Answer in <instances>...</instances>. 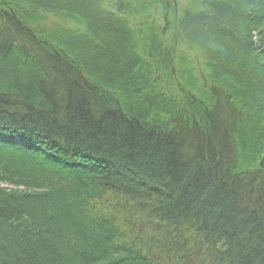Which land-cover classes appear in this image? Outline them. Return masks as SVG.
Here are the masks:
<instances>
[{
    "label": "trees",
    "instance_id": "1",
    "mask_svg": "<svg viewBox=\"0 0 264 264\" xmlns=\"http://www.w3.org/2000/svg\"><path fill=\"white\" fill-rule=\"evenodd\" d=\"M120 1V6L125 5L124 0ZM161 1L165 6L172 8L168 0ZM205 1L200 0L197 8L191 6L178 14L170 11L173 13L171 16L169 12L168 16L167 14L161 15L163 11L160 10L155 12V15H161L166 19L168 17L167 20L173 18L177 30L170 29L169 36L179 33L180 37V40H165L164 55L161 56L158 51L154 54L156 60L159 61L160 69H163L160 75L162 80H170L169 83H173L174 80H209L204 95L198 94L200 91L197 92L194 88L195 96L192 98L186 95L185 90H182V93L179 91L164 92L160 78L147 81L151 82V86L144 87V89L151 87V92L160 93L159 97H154L152 101L158 103L159 107L153 111V108L146 105L144 107V104L139 106L141 109L143 107L145 114L150 112L148 115L156 119L162 115V118H165H161L162 121L172 120L166 121L161 128L168 130L167 133L172 134L173 132L174 136L169 133L170 140H167L166 136L163 137L166 140H162L164 145L161 146L162 143L158 140L164 131L152 126L151 121L145 126L142 125L144 128L141 133H138L135 125L127 123L125 119L121 121L119 117L116 123L108 125L116 114L114 112L105 113L104 117L109 120L105 124L98 117L97 112L88 105V102H82V99L76 96L82 90L74 82L66 81L75 85L71 91L59 94V89L54 90L53 94H56V97L51 92H47L43 85L45 80H53L56 77L57 80H65L60 76V68H55L58 64L56 62L59 61L62 68L68 72L74 70L78 75L79 80H75L77 84H80V80L85 82L87 88L93 93L89 97L96 95L98 81L94 82L88 73L94 72L93 67L99 62L97 60L100 58L103 65L108 66L109 69L114 68V71L111 70L112 74H116L117 69L118 72L120 71L117 68L118 53L112 48L100 45L98 40L110 39V36L114 35L115 38L119 37V41L125 42L128 36H124L121 25L128 28L130 35H133L135 30L131 28L121 11L118 14L102 5L103 8L100 7L98 11L100 15H97L93 13L95 10L92 4L95 5V3L90 2L88 5L79 0H0V22L2 23L1 20H3L6 24L0 30V80L20 79L18 86L28 84L34 87L35 85L33 90L27 91L30 94L26 93L27 96L40 98L32 103L55 104L51 105L53 106L52 111L46 112L51 114L50 118L42 114L37 118L42 121L27 126L28 129L26 128L25 132L21 131L19 138L23 139L25 144L18 143L29 148L33 137L47 135L51 131L55 132V129L63 132L60 136H51V143L41 144L38 147L31 146L34 156L35 153L37 155L34 161L5 168L6 173L12 168H17L20 173L22 169H27L28 165L36 169H39V166L43 167L45 174H53L57 166H60L61 170L60 173L54 174L58 189L53 190L52 184L47 183L50 186L47 193L49 195L52 191L55 193L50 202L44 198L6 200L0 190V264H79L80 262H75L72 258H81V261L87 262L88 260L83 256L89 259L95 258L97 263L101 261L98 264H113V261L118 264L185 263L181 257L184 248L180 250V247L176 246L174 241L169 239L170 236H166L165 233L171 228L173 232H176L177 227L184 226L192 231L190 232L192 236H198V233L192 229V226L198 225V221H194L191 217L203 216L206 221L213 217V211L205 209L203 197L194 198L195 201L197 200V205L193 202L191 205L189 200L195 196L194 191L191 190L192 186L198 187L197 183L201 184L204 191V184L209 187L212 180H200V172L207 171V168L201 164L205 160L202 144L210 145L219 136L216 135L217 132L214 131L213 126L203 121L204 119L214 121V125L220 128L234 126L237 129L234 133L245 138L242 145L248 147V150L243 151L244 162H238L241 168L233 169L232 164L237 160L226 162L230 150L226 141H230L231 146L236 141L230 136L226 138V141H222L225 143L219 151L213 148L214 155H218L215 161L205 163L212 165L213 170H208L212 174L221 175V180L224 182V187L221 189L222 196L215 205L218 211L221 210L214 216L215 230L209 225L206 228V236L215 233L216 236H220L223 243L219 242L216 245L220 250L217 254H204L199 263L264 264V0H233L234 2L230 0L223 6L227 5L232 8L231 4L237 2L241 5L237 7L239 11L234 16L223 15L220 11L213 13L211 7L213 3ZM249 2L251 5L247 4ZM247 5L251 10L245 11ZM39 10L67 14L72 17L70 20L78 22L79 25L70 29L59 26L60 24L45 25L44 18L39 14L36 15V11ZM60 10H63L62 13ZM10 13H15L17 17L9 15ZM167 20H165L166 23ZM224 25L226 26L223 28ZM209 26L211 29L208 31ZM219 28L222 30L219 31ZM120 31H122L121 34ZM94 32L101 39L96 37ZM184 32L189 36L188 38L184 37ZM161 33L162 31L157 35ZM254 35H256L259 47H256L252 41ZM10 36L13 37V42ZM3 37H8L9 39H6L12 44L3 41ZM30 46L35 51L32 57H28L25 53ZM90 51L95 58L90 59ZM43 65L50 66L49 74L45 73ZM166 66L171 71V75H168ZM121 70L122 76L130 75L129 68ZM80 74L84 77H80ZM244 77L246 80L242 79ZM8 81L5 87H8L10 91L15 89L8 86L10 84ZM233 81H237L238 85ZM120 83L126 91V93L122 92L123 100L128 94L138 95L137 87H134L137 86L135 81L120 80ZM106 85L111 87L109 84ZM196 89L202 90L203 87ZM241 89L245 91L242 92ZM186 90L189 92L188 89ZM95 97L103 102L101 96L96 95ZM72 98H78L76 102H70L77 112L65 108L66 99ZM172 98H175L174 102ZM29 100H31L30 97ZM127 101L131 102L125 100ZM177 101H181V105ZM103 103L105 105L106 102ZM181 106H191V109L187 108V112L179 111L185 108ZM29 107L26 101L13 103L10 108L2 105L0 126L9 128L11 126L7 124L12 121L21 125L17 119L27 118ZM100 108L104 107L101 105ZM243 110L247 115L242 112ZM125 111L133 113L134 110L125 106ZM179 119H184L186 124H194L199 128L204 124L202 127L207 131L206 134L211 133L214 136L213 140L210 139L209 142L206 138L201 139L195 136L189 130L190 126H187V130L183 129L182 125L185 123L180 122ZM43 126L45 129L42 128ZM250 126H253V131ZM220 128H218L219 131ZM11 131L15 132L16 129L12 128ZM153 131L155 134L152 133ZM201 131L204 133L203 130ZM245 132L248 133L247 136ZM145 134L146 137L153 135L159 143L152 144L151 139L147 140L144 137ZM177 136L185 141L175 140ZM196 138L200 141V147L199 154L194 155L200 164H190V169L194 168V170L185 169L193 173L189 179L199 180L188 186L190 195L186 196L188 197L186 203L191 209L186 211L187 208L183 204L185 198H178L181 190L188 188L184 184L187 179L186 171L182 173L183 176H179L182 180L176 181L174 187L170 188L167 185L168 182L176 179H172L173 173L164 167L165 161L179 162L181 164H172L182 165L180 161L182 159L168 158L171 156L168 155L166 146L173 145L182 149L186 142H196L194 141ZM85 144L92 148L84 149ZM52 145L55 149H52ZM191 149L192 147L186 148L185 145L183 153L189 150L186 156H191ZM91 155L98 157L101 161L98 162L95 157L91 158ZM42 158L52 161L49 162L48 167L42 165ZM73 158L77 159L72 162ZM69 160L71 162L68 164ZM89 160H91L90 163ZM157 164L162 167L153 170ZM50 165H53L54 169ZM0 175L5 177L6 174L1 172ZM121 175H127L133 179L122 185L119 182ZM249 185L256 194L252 199H248L246 195V192L248 193L251 189H247ZM83 191L91 194L93 198L84 196ZM40 194H43V191H40ZM170 199L171 202L166 201ZM199 207H202L201 213L192 211ZM60 210L61 213H58ZM152 210H154L153 215L145 214L146 212L151 213ZM5 212L13 214L17 212L19 219L16 222L14 219L5 220ZM147 221L148 223H144ZM103 222L105 224L101 225ZM164 222H167V226ZM49 225V230L43 231L44 227ZM250 231L256 234L253 233L252 239L247 240L250 238ZM258 236H261V240ZM191 242L195 241L191 240ZM236 243L239 246L242 245L239 247V252L230 248ZM104 245L106 248L102 250L100 247ZM247 250L248 255L243 256ZM113 252H117L118 255ZM82 253H84L83 256ZM113 255L116 256L115 260ZM151 255L155 256L152 258ZM108 256L113 261L108 260L106 258ZM232 260H237V262H232Z\"/></svg>",
    "mask_w": 264,
    "mask_h": 264
},
{
    "label": "rangeland",
    "instance_id": "2",
    "mask_svg": "<svg viewBox=\"0 0 264 264\" xmlns=\"http://www.w3.org/2000/svg\"><path fill=\"white\" fill-rule=\"evenodd\" d=\"M76 1H78V0H76ZM79 1H83L84 3H87L88 5L90 4V2L95 3V5L92 4L93 9L95 10V11H93V13H95L97 15L98 14L100 15V13H98V11H99L100 7H102V5H103V7L105 5L106 8H109V10L114 11L118 14L121 11V14L128 20L131 28H135L133 35H130L128 28L121 25L122 29L121 28L120 29L123 31L124 36L125 37L128 36V37H126L125 42L119 41L118 40L119 37L115 38L114 35L110 36V39L104 38L102 40H98L100 45L103 44V45L107 46L108 48H112L116 53H118L119 60L117 59V61H118V67L117 68L120 69L121 73H122V70H121L122 68H125V69L129 68L130 69V75L127 74L125 76H122V74H120V71L119 72L117 71L118 69L115 71L116 74H112L111 70L114 71L115 69L114 68L109 69L108 66L103 65V61L99 58V60H97V61H99L98 64L93 67L94 72L88 73V74H89V77H91L94 82L98 81L97 83L99 85H98L97 90H96V91H98V93L96 95L101 96L103 102H106V103L104 105V103L100 99L95 97L96 95L89 97L93 93H91L92 91L87 89V88L81 89L82 91L78 93L79 97L82 99L81 101L82 102L83 101L88 102V105L92 108V110H95L97 112L98 117H100V119H102V121L105 124H107L108 123L107 121H109L108 118L104 117L105 113L108 114L110 112H114L116 115L114 118H112V120L110 121V123H108V125L116 123L117 122L116 119L119 117L121 119V121H123L125 119V121L127 123H131L132 125H135L136 129L138 130V133L142 132V129L144 128V127H142V125L145 126V124H147V122L151 121L150 123H152V126L156 127L157 129H160L161 131H164V133H163V135L160 136V140H158L157 138H154L153 135H151V137H146V134H145L144 137L147 140L151 139L150 142L152 141V144H158L159 142L162 143V140L165 141L166 139L170 140L171 136H174L173 132H172V134H171V132L167 133L168 130H165L164 128H161V127L165 124L166 121L169 122L172 120L170 119L168 121L166 119V121L161 120L160 122H158L154 116H152V115L146 116V114L144 113L143 107L141 109V107L139 106V105L144 104L143 105L144 107H145V105L149 106V107L153 108V111H155V108L157 109L159 107L158 103L152 102V101H153L154 97H159L160 93L159 92H151L150 91L151 87L144 89V87H149V86H148V84H146L147 82L143 83V81L144 80H158L159 78H160V80H162V77H160V75H162L161 73L163 72V69L162 70L160 69L161 67L159 65V61H158V59L156 60L154 54L157 51L160 53L161 56L165 54V52H164L165 51L164 46H166L165 40H167V39L169 41L174 40V39L180 40V37L178 35L179 33H177L175 35L173 34V36H169L170 29L173 31L177 30L175 20L173 18H170V20H167L168 17L166 19V18L161 17V15L165 16L168 12H169L170 16L173 13L178 14L181 11L182 12L185 11L186 9H188L191 6L192 7L194 6L195 8H197L200 0H192V2H189L191 0H168V2L170 3V6H172V8H169L168 5L165 6L161 0H159V1L154 0V2H151V0H124L125 5H127V4L131 5L128 7L125 5L120 6L121 5L120 0H93V2H92V0H79ZM206 1H208V2L211 1L213 3L212 4L213 6L211 5L213 13L216 11H220L221 14L223 12V15L228 14V15L234 16L239 11V10L237 11V9H238L237 7H241V5L238 4V2L232 3L233 4V5L231 4L232 8L230 6H227V5L223 6L224 4L229 3L230 0H225V1L224 0H206ZM232 1L233 0H231V2ZM208 2H206V3H208ZM247 4L251 5L250 2ZM248 7H249V5L246 6L245 11L251 10V8L248 9ZM164 8H165V10H164ZM159 10L163 11V13L161 15H155ZM62 11L63 10H60L61 13H62ZM170 11H173V13H171ZM36 12H37L36 15L39 14L44 18L45 25H51V24H56V25L58 24L59 25L60 24L59 26H62L64 28H69V29L70 28H76L79 25L78 22L70 20V18H72V17L68 16L67 14H58L57 12L52 13V12H49L46 10H39ZM9 15L16 16L15 13H12V14L10 13ZM82 15H84V13H82ZM167 16H168V14H167ZM100 17H102V15ZM165 20H167V23ZM1 21H2V23L0 22V30H2L4 28V25H6L3 20H1ZM211 21L213 22V20H211ZM109 23H111V22H109ZM225 26L226 25H224L223 28ZM112 27L114 28V26H112ZM205 28H207V27H205ZM210 29H211V27L209 26V28H207V30L209 31ZM220 30H222V29L219 28V31ZM122 31H120V34L122 33ZM160 31H162V33L158 34L159 35L158 36L157 33ZM94 33H95V36L98 37L96 32H94ZM77 37L79 39H82V37H79V36H77ZM184 37L188 38L189 36L185 33ZM235 37L237 38V36H235ZM6 38H8V37H6ZM6 38H4L3 41H5V42L8 41ZM98 38L101 39L100 36ZM10 40L11 41L13 40L12 36H10ZM127 40L129 41V43ZM11 41H8V42L10 44H12ZM252 41L254 44H256V47H259L256 35H255V38L252 39ZM243 42H245V41H243ZM211 45H213V43H211ZM89 56H90V59L95 58V55H93V53L91 51L89 52ZM56 63H58V64H57V66H55V68H60V73H61L60 76L64 77L65 80H67L69 83L74 82L76 85L77 83L75 80H79V79L77 78L78 75L75 74L74 70H72L71 72H68L67 70L62 68L63 66L59 64L60 63L59 61H57ZM43 66H44L43 69H44L45 73L49 74L50 73L49 70H51L50 66H48V67L46 65H43ZM85 68H86V70H88L87 67H85ZM164 70H165V68H164ZM166 70L168 72V75L172 74L167 66H166ZM87 72H89V71H87ZM80 77H84V75L80 74ZM57 79L58 78L56 77L53 80H57ZM242 79L246 80L245 77ZM120 80H137V82L135 83V85H137V86H134V87H137L136 92L138 95L137 96H133V95L131 96L130 94H128L124 97L125 100H130L131 102H129V101L125 102V100H123V93H126V91L122 88L123 84L120 83ZM138 82H141V83L138 85ZM109 83H111V87L106 85ZM103 84L106 86H104ZM8 86L13 87L12 82H10V84ZM13 88H15V87H13ZM56 88L59 89L58 86H56ZM185 93H187L186 95L189 98H192L193 96H195L193 91L188 92L187 90H185ZM54 96L56 97V94H54ZM2 105L3 104L1 103L0 107H2ZM101 105L104 108H100ZM125 106H129L131 109H133L134 110L133 113L126 112ZM12 110L14 111L13 107H12ZM177 111H178V109H177ZM179 111H184V110L181 108ZM43 115L47 116L48 118L51 117L50 113H46ZM103 117H104V119H103ZM158 117L162 118V115H160ZM162 119H165V118H162ZM174 120H176V119H174ZM179 121L185 123L184 119H179ZM181 125H182V123H181ZM184 125H182V126L184 127ZM193 126H194V124H190L191 129L194 128ZM183 129H186V128L184 127ZM135 132H136V130H135ZM152 133L155 134L154 131ZM169 133L171 134L170 137L168 136ZM192 133L196 134L197 132L193 131ZM165 136H166V139L163 138ZM206 137H207L206 139L208 141L210 139L213 140V138H214V136L211 133H207ZM157 140L159 142H157ZM175 140L185 141V140H183V138L178 137V136L175 137ZM194 141H195V139H194ZM192 143L193 142H189V141L186 142V144H184L182 149L175 147L173 145H172L173 147L172 146H166L167 153L169 156L179 159V158H181V156L186 154V153H183L185 145H186V148L192 147L191 151H193V152L195 151L194 145ZM163 145H164V143L161 144V146H163ZM2 180H3L2 176L0 175V182H2ZM226 183L228 184V181ZM8 184L11 185L12 188H15L14 187L15 185L13 186L9 182H8ZM197 185H198V187L202 188L201 184L197 183ZM4 186H5V184H4ZM19 187L20 186L17 187L18 190H19ZM251 187L252 186L249 185L247 187V189L251 188ZM217 196H220V197L222 196L221 190L218 192ZM58 213H61V210ZM208 213H211V212H208ZM191 218H193L194 221L195 220L198 221V225L196 227L192 226V229L194 231H196V233H198V236H195V235L192 236L190 234V232H192V231L189 229H186L184 226L177 227L176 232H173V228H171L168 231H166L165 234H166V236H170L169 239H172L174 241V244L176 246L180 247L179 248L180 250H182L184 248V253H181V257H183V259L185 260V263H183V264H200L199 262L202 260L204 254L205 255H210V254L212 255L214 253V255H215L218 253V251H220L216 247V245L219 242L223 243V240L220 238V236H216L215 233H213L211 236H206V234H207L206 228H208L209 225L213 226V223L210 224L212 221L207 222L205 217H203V216H192ZM213 219H214V217H213ZM258 221L260 222V220H258ZM225 239L227 240V238H225ZM249 239H252V237L247 238V240H249ZM258 239L261 240V236H258ZM191 240H193L195 242H191L192 243L191 244L190 243ZM232 245H233V247L231 246L230 248L233 251L238 250L237 252H239V247L242 246V245L239 246L237 243L232 244ZM171 250H174V249H171ZM248 253H249L248 250L245 251L243 256L248 255ZM232 262L236 263L237 260L236 261L232 260Z\"/></svg>",
    "mask_w": 264,
    "mask_h": 264
},
{
    "label": "bare ground",
    "instance_id": "3",
    "mask_svg": "<svg viewBox=\"0 0 264 264\" xmlns=\"http://www.w3.org/2000/svg\"><path fill=\"white\" fill-rule=\"evenodd\" d=\"M190 2V1H189ZM189 23H191V21H188ZM191 25V24H189ZM255 38V35L253 36V39ZM25 53L27 54L28 57H32L33 54H35V51L33 50V47H28L27 50H25ZM75 59V58H74ZM76 60V59H75ZM8 80H0V103H2L4 106L6 107H10L13 103H16V102H27L28 103V106L29 107V113H28V116L27 118L23 119V120H20V119H17L21 125L19 123H16L15 122H11V123H8L7 125L8 126H11L9 128H4L2 126H0V173H4L6 174L5 177L2 176V182H0V190L3 192V194L1 195H4L6 200H9L11 198H15V199H29L31 200L32 199H41V198H44L45 200H47V202L51 201L52 200V197L54 198V191L50 192V195L47 193V191H49V188L50 186L47 185L48 184H52L51 185V188L54 190L55 188L58 189V183L56 182V177H54V174L55 173H60V166H57L56 169L53 171L54 173L53 174H45V170L43 169V167H38V165H36L39 169H36L35 167H32L31 165H28V168L27 169H22L21 172L19 173L18 169L17 168H12V170H8L7 173H6V170L5 168H10L11 166H19L20 164H29L31 162V160H35V158L37 157L36 153H35V156H34V153H33V149H31L30 147L31 146H34V147H38L40 146L41 144H45V143H51V136L53 137H56V136H60L61 133H63L62 131L58 132L56 129H55V132L54 131H51L50 133L52 134H47V135H39L37 136L36 138H32L33 140L30 141V147H26L28 148V150H26L25 146H21L18 142H20L22 145L25 144V141L23 139H20L19 138V135H21V131H27L25 130L27 128V126H31V125H34L37 121L40 122L42 120H37V118L46 113V112H50L52 111L51 105H55L54 103L53 104H46V105H42L41 103H37V104H34L36 100H39L40 98H37V97H32L30 95H26V93H29L30 92H27L29 89L30 90H33L32 88L36 87L34 85L31 86V85H25V86H21L18 84L20 83V80H9L8 83L12 82V86L15 87V89H12L11 91L8 90V87H5V82L7 83ZM28 81V80H27ZM44 81V80H42ZM67 80H45V83L43 82V85H45V89L47 90V92H51L53 94L54 90H57L56 86H58L60 93H63L64 91H71L73 88H75V85L73 84H69L68 82H66ZM130 81H135L137 82V80H130ZM148 80H144V82L146 83ZM161 81L162 83V89H164L163 91L168 93L169 91H173V92H176V91H179L182 93V90H186L188 89L189 91H193L194 88L195 90L198 92L200 91L198 94L200 95H204V93L206 92V84H207V81L209 80H174L173 83H169L170 80H159ZM213 81V80H211ZM29 82V81H28ZM141 82H138V85L140 84ZM234 84L238 85L237 84V81H233ZM146 84H148V86H151V82H147ZM229 84L231 85V83L229 82ZM109 85H111V83H109ZM76 86L79 88V89H83V88H87L85 82L83 80H80V84H76ZM11 87V88H13ZM203 87L202 90H198L196 88H201ZM7 88V89H6ZM88 89V88H87ZM168 90V91H167ZM241 91H245L244 89H241ZM45 94H48L46 91H44ZM54 95V94H53ZM27 96V97H26ZM65 96H68V95H65ZM77 97H79V94H76ZM30 97L31 100L28 101V98ZM7 98H11L10 100H8ZM68 98V97H67ZM78 98H72V99H66V104L65 105V108L67 109H73L74 111L77 112L75 108V106H72L71 105V101L72 102H76ZM175 98H172V101L174 102ZM34 102V103H32ZM178 103H180L181 105V101H177ZM176 102V103H177ZM181 107H185V106H181ZM55 108V106H54ZM191 109V106L190 107H185L183 108V110L185 112L188 111V109ZM27 109V108H26ZM148 109V108H146ZM151 110V109H149ZM56 111V110H55ZM54 111V112H55ZM57 112V111H56ZM243 113H245V115H247V113L243 110L242 111ZM79 113V112H78ZM150 112L146 113L147 115L149 114ZM18 115V114H17ZM15 116V115H14ZM19 116V115H18ZM233 116V115H231ZM233 118V117H232ZM36 119V120H35ZM204 119V118H203ZM202 119V120H203ZM81 121V120H79ZM157 121L160 122L161 121V118L158 117L157 118ZM203 121H205L206 123L208 124H211L214 128V131L217 132V136H219L217 139H215V141H213V143L210 145H207V143H204L202 144V153H203V158L205 160L204 163L201 162L202 165H204L206 168H207V171H203V172H200L201 174V178L200 180L202 179H212L210 181V185L209 187L207 186V184H204L205 186V189L203 191L202 188H198L196 186H192L191 187V190L194 191V195L195 196H192V198L190 200L191 202V205H193V203H195L196 205L198 203H196V201L194 200V198L198 199L199 197H203L204 200H205V209H210L212 212V216L214 217L215 215L219 214L221 210H217V208H215V205L217 204V201L220 200V196H217L218 192L224 187V182L221 180L222 176L220 177L218 174H212L210 172V170H213L212 169V165L210 164H205V163H208L211 162L213 163L215 161V159L217 158L218 155H214L213 153V148H216L218 151L221 149V146L224 145L225 142L222 143V141H226V138H229L230 136H232L233 139H235L236 141H234L232 143V146H231V143L230 141H226V145L229 146V155H228V159L226 160L227 161H234V160H237V164L233 163L232 165L234 166L233 169H239L241 168L240 167V163L244 162L245 160V157H242L244 155L243 151L245 149L248 150L246 148V146L244 147L242 144H244L243 140L245 139L243 136H237V134L234 133V131H236L237 129L232 126V128H229V127H225V128H220L219 126H215L214 125V121H211L208 119H204ZM202 121V122H203ZM198 123V122H197ZM39 124V123H37ZM199 124V123H198ZM253 123L251 122V125ZM204 125V124H203ZM202 125V126H203ZM187 126H190V123H187L184 125V127L186 128L185 130H187ZM200 126L201 128H199V126H194L193 129H189L191 132L193 131H196L197 133L195 134V136H199L201 137V139H205L207 138V134H206V130H204V128ZM183 127V128H184ZM12 128H15L16 131H11ZM43 129H45V127L43 126L42 127ZM218 128H220V131L218 130ZM251 130L253 131V126H250ZM28 129V128H27ZM204 131V133L201 131V130ZM188 130V131H189ZM189 131V132H190ZM255 131V130H254ZM58 134H57V133ZM225 132V133H223ZM226 132H228V134H226ZM48 133V132H47ZM247 134L248 133H244ZM26 135V134H24ZM237 136V137H236ZM19 138V139H18ZM14 139V141H13ZM90 141V140H89ZM196 142L193 143L194 145V152L192 151V154L191 156H186L188 155V152H190L189 150H187V153L185 154V156H181V158L179 159H182L181 162L183 163L182 165H175V164H181L179 162H167L165 161V168L169 171H171L173 173V175L175 176H171L172 179H176L174 180L173 182H168L167 185L172 188L174 187L175 185V182L176 181H181L182 179L179 177V176H183L182 173H184L186 171L185 168H189V170H194V168L190 169V164L194 165L196 163H199L197 157L194 155V154H199V139L196 138L195 139ZM65 143V141H64ZM84 144V143H82ZM79 147V145H77ZM92 146L90 145H87L85 144L84 146V149H91ZM52 149H55V147H53L52 145ZM231 149H232V152H231ZM205 151V152H203ZM225 152H227V150H225ZM165 155H166V152H165ZM91 158L95 157V160H97L98 162H100L101 160L98 159V157L94 156V155H91L90 156ZM167 157V156H166ZM170 159H173V157H168ZM244 158V160H243ZM77 158H73L72 162L74 160H76ZM192 159V160H191ZM128 160V159H127ZM239 160V161H238ZM49 162L51 163L52 161H48L44 158L41 159V163L42 165H44V167H48V164ZM71 161L69 160L68 161V164L70 163ZM76 162H79V161H76ZM91 162V160H89V163ZM155 162H158V160H155ZM240 162V163H238ZM172 163H175V164H172ZM200 164V163H199ZM52 169H54L53 165H50ZM65 166V164H64ZM245 166V165H244ZM159 167H162L160 164H157L156 166H154L153 170H157ZM210 169V170H208ZM40 170L42 172H40ZM45 174V175H44ZM65 174V173H64ZM44 175V176H43ZM186 175H187V179L185 180L184 184L186 187L190 186L192 183H194L195 181H198L199 179H189L191 176H193V173L189 172V171H186ZM53 178V179H52ZM59 179H61V176H59ZM120 183L122 185H125L126 183L125 182H128L129 180L133 179L131 177H128L127 175H121L120 176ZM189 179V180H188ZM224 180V179H223ZM11 183L15 188H12L11 185L8 184ZM5 186H4V184ZM30 183V184H29ZM19 187V190L17 189V187ZM36 191V192H34ZM40 191H43V194H40ZM83 195L87 196V198L90 196L93 198V196L89 193H86L85 191H83ZM222 192V191H221ZM57 193V192H56ZM223 193V192H222ZM59 194H61L59 192ZM190 195V190H189V187L186 188V190H181V193L178 194V198H185V200H183V204L184 206L187 208L186 211H189L191 208L189 207V204L186 203V200L188 201V196ZM246 195L249 197L248 199H252L255 197V191L251 188L249 190V192L247 193L246 192ZM54 201V199H53ZM168 202H171V199L170 200H166ZM193 202V203H192ZM1 204V202H0ZM175 206V205H174ZM176 207V206H175ZM153 211V212H152ZM151 213H148L146 212L145 214L147 215H153L152 213H154V210H152ZM192 211H198V213H201L202 211V207H199L197 210L194 209ZM19 212H24V211H19ZM244 212V211H243ZM191 212H189L190 214ZM246 213V212H245ZM230 213H228L229 215ZM5 217L4 219L5 220H8V219H14L15 222L17 219H19L17 217V212L16 213H6L5 212ZM0 216H1V213H0ZM3 217V216H2ZM213 217H210L208 218L207 222H210L212 221L210 224H212L214 222L215 219H213ZM163 218V217H162ZM128 218L126 219V221L128 222ZM134 220H135V217H134ZM9 222V221H8ZM135 222V221H133ZM131 222V224L133 223ZM5 223V221H4ZM144 223H148L147 222H144ZM105 223H101V225H104ZM164 224L167 226V222ZM19 226V224H17ZM129 225V224H127ZM11 226V225H10ZM214 226V225H213ZM212 225H210L211 228H214L215 230V226L213 227ZM50 228V225L49 226H46L44 227L43 231H48ZM218 230V229H216ZM207 231V229H206ZM92 232H94V230L92 229ZM254 232L253 231H250L249 232V237L252 236ZM256 234V233H254ZM19 237V236H18ZM100 248L105 249L106 246H101ZM115 255H118L117 252H113ZM84 253H82L81 255L83 256ZM115 255H113V259L115 260ZM155 255H151V257L153 258ZM85 257L88 261L87 262H83L81 261L80 259L81 258H75L73 257L72 260H74L75 262H80L79 264H98L100 263L101 261H98V263L95 261V258L94 259H89V257H86V256H83ZM108 258V260H111L113 261L109 256L106 257ZM82 262V263H81ZM113 264H118V262L116 261H113ZM119 264H124V263H119ZM133 264V263H132Z\"/></svg>",
    "mask_w": 264,
    "mask_h": 264
}]
</instances>
